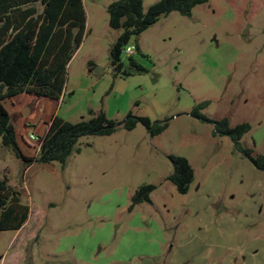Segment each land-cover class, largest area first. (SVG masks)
Instances as JSON below:
<instances>
[{"label": "rangeland", "instance_id": "rangeland-1", "mask_svg": "<svg viewBox=\"0 0 264 264\" xmlns=\"http://www.w3.org/2000/svg\"><path fill=\"white\" fill-rule=\"evenodd\" d=\"M112 1L84 0L85 36L60 103L27 94L5 102L21 151L37 154L30 136L56 115L79 122L103 108L116 122L132 113L169 126L156 136L142 123L83 136L64 166L27 165L0 136V178L31 208L21 230L0 231V264H264V170L191 115L208 101L209 118L250 123L241 144L264 155V0H209L162 16L130 42L146 71L117 77L109 50L122 29L109 25ZM143 1L147 9L157 0ZM169 154L195 170L186 194L167 180ZM145 183L157 186L151 202L131 208Z\"/></svg>", "mask_w": 264, "mask_h": 264}, {"label": "trees", "instance_id": "trees-1", "mask_svg": "<svg viewBox=\"0 0 264 264\" xmlns=\"http://www.w3.org/2000/svg\"><path fill=\"white\" fill-rule=\"evenodd\" d=\"M207 2L209 0H157L145 9L143 0L112 1L107 7L109 25L122 29L109 50L114 77L146 71L132 55H125L133 38L162 16L171 12L190 15L195 6ZM86 23L84 0H0V136L2 145L11 147L27 165L59 162L64 166L83 136L110 135L121 125L126 130H133L142 123L151 136L161 134L169 126V118L152 120L132 113L123 122H116L108 118L103 108L88 120L79 122L56 115L38 135L37 154L29 157L21 151L5 102L22 94L59 101L65 92L69 64L83 43ZM208 103L195 105L191 115L212 122L215 134L230 136L236 149L248 156L258 169L264 170V155H254L253 150L241 144L243 136L251 130L250 123L231 125L227 117L213 120L202 112ZM168 157L173 171L167 180L178 192L188 193L195 179L192 164L182 155L169 154ZM156 188L152 183L140 185L132 196L131 208L151 202V194ZM30 213V205L23 201L21 192L7 177L0 178V231L21 230Z\"/></svg>", "mask_w": 264, "mask_h": 264}, {"label": "built area", "instance_id": "built-area-1", "mask_svg": "<svg viewBox=\"0 0 264 264\" xmlns=\"http://www.w3.org/2000/svg\"><path fill=\"white\" fill-rule=\"evenodd\" d=\"M134 50H135V46L133 44H129L125 49V53L128 55H131L134 52ZM30 137L33 139H36L37 144H38V139H39L38 135L31 134ZM37 146L39 147L40 145L38 144Z\"/></svg>", "mask_w": 264, "mask_h": 264}, {"label": "crops", "instance_id": "crops-1", "mask_svg": "<svg viewBox=\"0 0 264 264\" xmlns=\"http://www.w3.org/2000/svg\"><path fill=\"white\" fill-rule=\"evenodd\" d=\"M65 93L62 95V97L60 98V100L62 101V98H65ZM58 101V103H60L61 101ZM53 117V116H52ZM47 121H45L44 123H46ZM218 241H220L219 239H217ZM217 243H219V242H217ZM180 247V246H179ZM207 247V245H204V250H203V255L205 256V252L206 253H209L208 251H207V249L208 248H206ZM192 249V248H191ZM191 250H189L188 252H190ZM176 253H180L179 252V250L178 251H176ZM213 252H210V254H212ZM221 258V255H219L218 257H217V261H219V259ZM200 261V260H199ZM203 261V260H202Z\"/></svg>", "mask_w": 264, "mask_h": 264}, {"label": "water", "instance_id": "water-1", "mask_svg": "<svg viewBox=\"0 0 264 264\" xmlns=\"http://www.w3.org/2000/svg\"><path fill=\"white\" fill-rule=\"evenodd\" d=\"M111 65V64H110ZM112 66V65H111ZM115 71V68H113V72Z\"/></svg>", "mask_w": 264, "mask_h": 264}]
</instances>
